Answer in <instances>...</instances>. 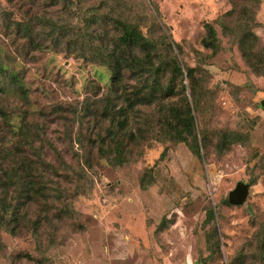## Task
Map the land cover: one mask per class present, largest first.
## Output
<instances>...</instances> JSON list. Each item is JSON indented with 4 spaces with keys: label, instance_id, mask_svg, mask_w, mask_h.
I'll return each instance as SVG.
<instances>
[{
    "label": "rangeland",
    "instance_id": "1",
    "mask_svg": "<svg viewBox=\"0 0 264 264\" xmlns=\"http://www.w3.org/2000/svg\"><path fill=\"white\" fill-rule=\"evenodd\" d=\"M231 7L0 0V162L9 171L0 193L19 210L13 231L0 228V264H264V74L239 49L244 26ZM19 16L33 20L35 39L14 26ZM117 16L154 38L166 33L169 55L194 67L195 87L184 71L168 93L166 69L154 100L129 107L125 95L140 79L125 70L112 82L94 48L111 44ZM255 19L261 56L264 0ZM206 22L216 29V51L202 43ZM186 104L193 134L178 140L168 125ZM239 181L249 191L232 204L228 192Z\"/></svg>",
    "mask_w": 264,
    "mask_h": 264
},
{
    "label": "trees",
    "instance_id": "2",
    "mask_svg": "<svg viewBox=\"0 0 264 264\" xmlns=\"http://www.w3.org/2000/svg\"><path fill=\"white\" fill-rule=\"evenodd\" d=\"M230 1L232 7L228 10V13L232 14L236 12L235 17L238 18L239 22L244 26L237 40L239 49L253 71L258 74H264V52L261 51L262 55L258 56L259 39L257 34L250 28V26L256 23L255 8L259 0ZM155 9L158 12L157 6H155ZM29 18L30 17H16L14 26H16L17 30L30 41L35 38L34 28L32 26L33 20H29ZM113 23L116 26L117 32L111 44L103 49L102 45L95 46L94 48L102 52V55L105 57L111 70L112 82L119 81L125 70H128L133 77L140 79V85L135 88L132 96L130 94L125 95L129 107H133L136 103H148L154 100L157 91L162 89L157 75L159 72L166 69H169L171 72L170 81L165 85V90H167L168 93L174 92L173 83L175 76L182 75L184 71L186 72L190 86L195 87L193 82L194 67L186 66L183 69L176 55H169L171 41L168 39L166 33H163L161 38H154L142 31L140 22L122 16L113 18ZM50 27L51 30L54 29L53 26ZM205 27L206 33L202 37V43L212 48V51H216L219 47L216 29L211 22H206ZM261 50H264V46H261ZM167 52L168 57H166ZM7 73L10 74V78H14V80L17 81V79H15L16 72L14 70H8ZM5 75L8 76V74ZM182 87L184 88V84L181 85V88ZM0 112L3 113L1 109ZM119 121L122 123V120ZM168 127L169 134L178 140L186 139L185 132L193 134V115L191 114L188 104H186L181 111L179 109L172 111ZM131 133L132 132H130V135ZM191 146L196 153H199V144L196 140V136H193ZM19 166V163L12 164L11 171L15 172ZM6 169L7 164L3 166L0 162V184L4 175L9 172ZM29 187H34V190L37 189L35 186ZM5 201L4 196H1L0 193V228L1 226L7 227L10 224L9 229L13 231V227L19 219V210L13 204L11 206L10 204H5ZM206 218L207 220L214 219L213 208H208ZM260 250L261 259L264 263V236L261 239Z\"/></svg>",
    "mask_w": 264,
    "mask_h": 264
},
{
    "label": "water",
    "instance_id": "3",
    "mask_svg": "<svg viewBox=\"0 0 264 264\" xmlns=\"http://www.w3.org/2000/svg\"><path fill=\"white\" fill-rule=\"evenodd\" d=\"M262 104L264 105V99L262 100ZM248 191L249 184L239 181L231 190H229L227 199L232 204L242 203L246 199Z\"/></svg>",
    "mask_w": 264,
    "mask_h": 264
}]
</instances>
